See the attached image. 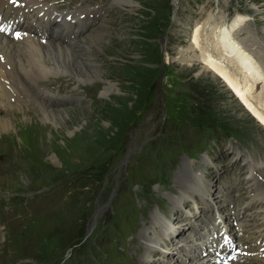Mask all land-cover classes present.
Instances as JSON below:
<instances>
[{"label": "rangeland", "instance_id": "374dc122", "mask_svg": "<svg viewBox=\"0 0 264 264\" xmlns=\"http://www.w3.org/2000/svg\"><path fill=\"white\" fill-rule=\"evenodd\" d=\"M112 1L53 0L54 16L83 7L95 20ZM138 1L136 11L107 14L108 35L92 55L104 82L40 85L55 94L52 106L75 111L72 120L44 126L28 99L21 107L31 124L0 137V264H197L241 250L249 257L241 264H264L255 256L264 201L251 199L260 189L252 176L264 188V124L190 38L215 19L246 31L247 46L257 40L259 62L264 0ZM72 29L64 43L76 33L84 40L87 31ZM108 81L118 91L102 97ZM146 237L162 248L150 262Z\"/></svg>", "mask_w": 264, "mask_h": 264}, {"label": "bare ground", "instance_id": "6f19581e", "mask_svg": "<svg viewBox=\"0 0 264 264\" xmlns=\"http://www.w3.org/2000/svg\"><path fill=\"white\" fill-rule=\"evenodd\" d=\"M64 1L67 2V0ZM138 4V0H113L110 7L106 5L105 8H98V12H102L100 18L87 20L85 16L89 14L86 15L87 11H84L83 7L78 11L76 8L61 11L54 16L58 8L53 0H16L15 3L12 0H0V16L3 17L0 25V137L3 139L2 136L12 134V131L17 130L18 123L32 121L31 117L26 116L30 110L21 107V104L28 99L40 108V115L34 114L41 119L42 125L48 126L50 123L57 126L61 124V119L67 123L66 119H71L75 111L63 109L58 104L52 106L50 99L55 98V94L48 91L47 87L40 85L43 83L48 86L53 81L49 80L50 77L69 78L80 83L99 80L104 82L100 65L94 62L92 55L93 52L97 54L102 50V43L108 35L106 29L110 26L106 25L107 14L117 6L133 12L138 9ZM98 9H93L92 13ZM23 17L27 19L24 26L20 22ZM89 21L92 23L86 24ZM77 24L80 25L79 31H87L84 40H77L76 33L74 38L64 43L67 37L66 30L73 32L75 29L72 27ZM6 25L10 28L9 30L7 27V30L4 29ZM221 25L220 22L210 18L203 25L195 26L190 37L191 45L199 50V59L203 61V64L219 72L229 89L236 93L238 100L264 124V56L258 52L259 62L254 58V51L258 49H254L256 45L254 42L257 40L249 38L247 42L252 44L247 46L244 38L246 31H243V34L237 33L238 28H234L235 26L223 29ZM37 28H42L44 32L38 31ZM52 30H54L53 33ZM115 86L108 81L104 85L101 96H109L112 89L118 91ZM21 114L24 115L22 121ZM42 129L44 131V128ZM248 166L253 172L257 164L252 160ZM252 180L256 182L254 192L260 189L258 193L251 196V199L263 202L264 188L260 180L255 176H252ZM260 209H263L264 220V206ZM262 229L264 240V221ZM244 231L247 230L242 229V232ZM229 237L231 238L230 234ZM145 239L142 260L146 259L150 262L153 261L151 258L155 252L162 248L154 243L155 238L152 240L146 237ZM255 256L264 261V245L258 248ZM218 259L219 257L217 258L214 254H208L197 264H241L249 257L245 256L241 250L232 257L231 261Z\"/></svg>", "mask_w": 264, "mask_h": 264}, {"label": "water", "instance_id": "95a60500", "mask_svg": "<svg viewBox=\"0 0 264 264\" xmlns=\"http://www.w3.org/2000/svg\"><path fill=\"white\" fill-rule=\"evenodd\" d=\"M166 36H167V30H165L164 33H163V37H162V40H161L162 45L165 44ZM163 51H164V48H163Z\"/></svg>", "mask_w": 264, "mask_h": 264}, {"label": "snow or ice", "instance_id": "6c2138e0", "mask_svg": "<svg viewBox=\"0 0 264 264\" xmlns=\"http://www.w3.org/2000/svg\"><path fill=\"white\" fill-rule=\"evenodd\" d=\"M12 2H13V3H15V2H16V0H12Z\"/></svg>", "mask_w": 264, "mask_h": 264}]
</instances>
